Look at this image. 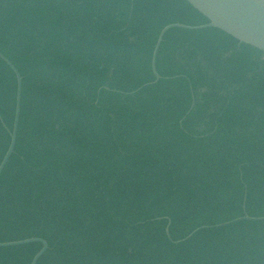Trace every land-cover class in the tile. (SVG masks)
Returning <instances> with one entry per match:
<instances>
[{
  "label": "trees",
  "instance_id": "1",
  "mask_svg": "<svg viewBox=\"0 0 264 264\" xmlns=\"http://www.w3.org/2000/svg\"><path fill=\"white\" fill-rule=\"evenodd\" d=\"M207 24L185 0H0V54L22 79L0 244L44 240L38 264H264V222L171 243L264 218V54L173 29L144 88L160 32ZM16 90L0 60V164Z\"/></svg>",
  "mask_w": 264,
  "mask_h": 264
},
{
  "label": "water",
  "instance_id": "2",
  "mask_svg": "<svg viewBox=\"0 0 264 264\" xmlns=\"http://www.w3.org/2000/svg\"><path fill=\"white\" fill-rule=\"evenodd\" d=\"M198 14L204 17L208 24L200 27H188L184 25H170L164 28L157 39L155 44L152 59H151V71L155 79L154 83L144 86H151L161 81V77L156 71V58L159 48L162 44L163 38L167 32L173 29L185 30L191 32H198L208 29H215L222 33L232 37L240 44L249 46L256 49L264 54V0H185ZM0 60L13 72L16 78L17 90H16V101H15V113L13 129L9 133L10 144L8 150L0 164V176L7 165L10 157L14 153L16 144L17 128L20 116L21 106V89L22 79L15 69V67L0 54ZM238 222H264V218H250L244 216L243 218L231 221L229 223L215 226V227H203L194 231L186 239L179 242H171L177 246L190 240L196 233L202 230H211L227 227ZM170 224V223H169ZM169 226L166 229V236L169 239ZM31 244L41 245V250L33 258L30 264H38L39 260L48 250L47 243L42 239H28L24 241L0 244V249L17 248Z\"/></svg>",
  "mask_w": 264,
  "mask_h": 264
}]
</instances>
